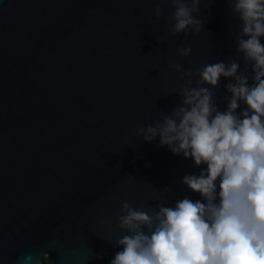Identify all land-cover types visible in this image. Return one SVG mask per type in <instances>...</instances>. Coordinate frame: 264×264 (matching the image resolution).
<instances>
[{
  "label": "water",
  "instance_id": "1",
  "mask_svg": "<svg viewBox=\"0 0 264 264\" xmlns=\"http://www.w3.org/2000/svg\"><path fill=\"white\" fill-rule=\"evenodd\" d=\"M200 7L203 31L185 36L171 33L164 0H0V264L43 252L50 264H110L125 201L155 208L166 187L165 206L202 200L182 178L207 166L137 131L181 104L187 78L172 64L235 60L244 72L230 5ZM230 82L212 89L222 112Z\"/></svg>",
  "mask_w": 264,
  "mask_h": 264
},
{
  "label": "clouds",
  "instance_id": "2",
  "mask_svg": "<svg viewBox=\"0 0 264 264\" xmlns=\"http://www.w3.org/2000/svg\"><path fill=\"white\" fill-rule=\"evenodd\" d=\"M164 2L174 7L169 18L173 35L203 31V19L194 14L201 12L205 0ZM226 3L239 21L236 44L245 60L244 72L235 60L195 71L172 64L174 71L183 73L182 79L187 78L179 85L181 104L154 125L137 130L144 141L159 138L158 147L193 159L197 167L207 166L199 175L182 178L202 200L185 197L174 207L165 206L164 196L172 191L166 187L155 208H134L125 201L117 219L126 234L116 241L122 250L110 264H264V0ZM154 11L158 19L165 16L159 6ZM178 51L184 57L192 53L191 47ZM222 76L234 81L225 86L232 94L225 97V112L215 106L212 90ZM240 102L247 107L237 115ZM42 258L44 252L36 254V264H42ZM33 259L25 257L26 262Z\"/></svg>",
  "mask_w": 264,
  "mask_h": 264
},
{
  "label": "trees",
  "instance_id": "3",
  "mask_svg": "<svg viewBox=\"0 0 264 264\" xmlns=\"http://www.w3.org/2000/svg\"><path fill=\"white\" fill-rule=\"evenodd\" d=\"M42 264H50V263H49V261H48L47 259L44 258V259L42 260Z\"/></svg>",
  "mask_w": 264,
  "mask_h": 264
},
{
  "label": "rangeland",
  "instance_id": "4",
  "mask_svg": "<svg viewBox=\"0 0 264 264\" xmlns=\"http://www.w3.org/2000/svg\"><path fill=\"white\" fill-rule=\"evenodd\" d=\"M45 259H47V257Z\"/></svg>",
  "mask_w": 264,
  "mask_h": 264
}]
</instances>
